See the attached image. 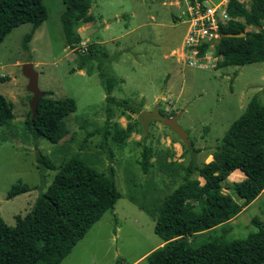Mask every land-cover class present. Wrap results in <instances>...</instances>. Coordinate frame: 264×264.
I'll return each instance as SVG.
<instances>
[{"label":"rangeland","instance_id":"rangeland-1","mask_svg":"<svg viewBox=\"0 0 264 264\" xmlns=\"http://www.w3.org/2000/svg\"><path fill=\"white\" fill-rule=\"evenodd\" d=\"M174 1L91 0L92 20L76 30L94 31L69 46L60 22L63 1L42 0L47 16L27 47L23 38L31 30L29 22L14 27L0 41V94L12 102L14 115L8 125L0 126V216L5 223L15 225V217L24 216L52 180L54 170L37 166L39 153L56 165L78 154L99 171H106L109 165L115 169L121 197L114 209L106 211L59 264H148L144 254L161 238L154 232V220L146 208L156 207L160 198L180 183L182 166L192 160H211L210 154L250 99L264 102V61L204 69L188 66L177 53L172 54L186 30V25L175 19L179 8ZM96 45L106 52L100 67L94 60L91 74L87 65L77 69L78 51ZM25 62H31L38 73L41 91L75 100V111L65 118L68 133L57 143L27 130L31 93L21 71ZM100 71L119 80L112 91L116 98L127 99L141 110L157 106L166 116L177 114L188 142L159 120H150L144 132L137 113L113 106L110 122L118 128L130 124L134 131L119 145L110 136L103 145L97 131L104 125L107 103ZM144 145L152 150L147 172L140 162ZM19 181L28 185L29 191L7 198L8 190ZM226 183L231 184V175ZM223 191L231 193L232 188ZM253 218L264 219V193L242 213L189 240L198 246L210 240L244 238L256 230Z\"/></svg>","mask_w":264,"mask_h":264},{"label":"trees","instance_id":"trees-1","mask_svg":"<svg viewBox=\"0 0 264 264\" xmlns=\"http://www.w3.org/2000/svg\"><path fill=\"white\" fill-rule=\"evenodd\" d=\"M62 1L65 9L60 17L61 27L67 44L73 46L81 40L76 28L92 20L89 14L91 0ZM226 11L229 19L220 25L216 66L264 61V0H248V3L226 0ZM46 16L42 0H0V41L14 27L29 22L31 30L23 38V46L27 47V41ZM240 32L244 35L224 36ZM103 58H106V52L100 45L78 51L77 69L87 65V72L91 74L95 68L94 60L100 67ZM99 76L107 104L104 125L97 132L101 133L103 145L107 144L109 136L119 145L134 129L130 124L118 128L110 122L113 106H121L133 113L141 109L127 99L112 95L118 79L107 77L103 71ZM12 108V102L0 94V126L8 125L13 119ZM75 109L72 97L55 98L51 92H44L32 119L31 112L28 113L27 130L36 137L57 143L68 133L65 118ZM197 151L193 149V152ZM107 152L111 159V151ZM211 156L210 161L195 163L192 160L182 166L184 172L180 183L163 195L156 207L146 208L154 220V232L163 242L146 255L148 264H264V219L253 218L256 230L244 238L210 240L198 246H193L189 240L190 236L203 235L208 229L229 220L264 189V102L256 98L249 100ZM151 157V148L144 145L140 161L144 172L151 166ZM37 161L39 168L55 173L30 210L24 216L15 217V225H7L0 216V264H59L89 228L106 211L114 209L121 197L112 165L106 171H99L78 154L56 165L48 156L39 153ZM236 170L243 177L227 184L229 176ZM223 188H232V192H224ZM29 189L19 181L8 190L7 198Z\"/></svg>","mask_w":264,"mask_h":264},{"label":"built area","instance_id":"built-area-1","mask_svg":"<svg viewBox=\"0 0 264 264\" xmlns=\"http://www.w3.org/2000/svg\"><path fill=\"white\" fill-rule=\"evenodd\" d=\"M175 4L179 8L177 20L186 25L175 54L188 66L214 68L219 59L216 46L221 36L220 25L229 19L226 0L211 5L206 0H175Z\"/></svg>","mask_w":264,"mask_h":264},{"label":"water","instance_id":"water-1","mask_svg":"<svg viewBox=\"0 0 264 264\" xmlns=\"http://www.w3.org/2000/svg\"><path fill=\"white\" fill-rule=\"evenodd\" d=\"M93 28H86L84 31H80V37L84 38L85 35H90L93 32ZM244 32L240 33H226L224 36H243ZM21 71L25 77H27L28 82L26 85L27 90L31 93L30 98V117L31 119L34 117L37 111V104L40 97L44 95V92L41 91L38 87V73L33 67L31 62H25L21 66ZM178 115L173 114L171 116H166L160 112L157 106H154L153 109L147 110L143 109L137 113V118L140 120L142 124V128L144 132L147 131L148 122L150 120H159L161 124L170 127L173 131L177 133V135L182 139L184 143L188 142L187 133L179 126L177 123Z\"/></svg>","mask_w":264,"mask_h":264},{"label":"crops","instance_id":"crops-1","mask_svg":"<svg viewBox=\"0 0 264 264\" xmlns=\"http://www.w3.org/2000/svg\"><path fill=\"white\" fill-rule=\"evenodd\" d=\"M174 3V6H176V7H178L176 4H175V1L173 2ZM170 5V4H169ZM166 7L168 8H170L171 6H168V3L166 4ZM175 51L176 50H174V51H172V54H174V55H176L175 54ZM177 57H178V55H176ZM210 157L212 158V156H211V154H210ZM243 177V175L239 172V171H233L232 173H231V182H233V181H237V180H240L241 178ZM264 193V189L259 193V195L257 196V197H255V199H253L250 203H248L242 210H241V212H239V214L240 213H242V211H244V209H246L247 207H249L250 206V204L253 202V201H256L262 194ZM163 244V242L161 241L160 243H158V245L156 246V247H158V246H160V245H162ZM156 247H153L152 249H150L149 251H147L144 255H146V254H148L150 251H152L154 248H156Z\"/></svg>","mask_w":264,"mask_h":264}]
</instances>
